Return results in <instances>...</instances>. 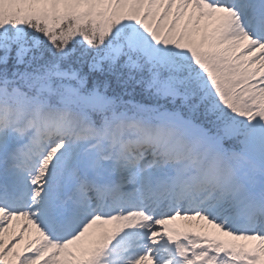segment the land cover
<instances>
[{
	"label": "snow or ice",
	"instance_id": "1",
	"mask_svg": "<svg viewBox=\"0 0 264 264\" xmlns=\"http://www.w3.org/2000/svg\"><path fill=\"white\" fill-rule=\"evenodd\" d=\"M0 264H264V0H0Z\"/></svg>",
	"mask_w": 264,
	"mask_h": 264
}]
</instances>
